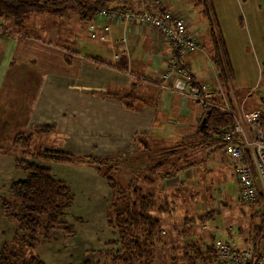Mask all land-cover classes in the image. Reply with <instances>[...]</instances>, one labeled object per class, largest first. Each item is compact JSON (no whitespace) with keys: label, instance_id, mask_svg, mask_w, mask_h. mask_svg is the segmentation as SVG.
I'll use <instances>...</instances> for the list:
<instances>
[{"label":"crops","instance_id":"crops-1","mask_svg":"<svg viewBox=\"0 0 264 264\" xmlns=\"http://www.w3.org/2000/svg\"><path fill=\"white\" fill-rule=\"evenodd\" d=\"M195 1L193 0V9H187L188 14L183 13L180 2V6L176 7L177 10L173 11L186 16L188 31L191 34L197 32L196 36L202 43V50L191 52L186 56L185 66L192 71L197 84L205 83L213 89H221L215 76L214 65L211 64L212 44L208 21L202 15L201 8L195 6ZM210 3L222 37L223 25L228 24V20L232 19L238 11H241L240 28H244L248 23L246 17L249 16L255 21L253 30L264 32V0H244L243 2L235 0L239 8L234 6L232 8L227 0H222L223 9L219 14L216 0H210ZM132 4V7L137 8V0ZM146 4V8L158 9L162 6L168 10L173 8L167 0L147 1ZM243 4L248 5V10H244ZM223 12L224 14L221 15ZM43 23L47 28L44 32L48 36L47 46L54 45V47L42 52L43 56L40 54L42 65L39 68L42 74L39 82H34L32 78L34 72L29 74L31 68L26 65L22 66L24 78L15 77V65L10 61L19 51L25 56L27 52H30L23 43V39H27L26 25L20 34L0 33V50L6 47L4 49L6 53H3L2 59L0 56V111L8 112L9 115L6 117H10V120L29 119L26 121L31 124L29 128L35 125H53L54 129L48 135L57 133L62 140H57L55 148L52 149L65 151L75 156H115L122 159L121 148L128 143H135L134 138L143 135L148 143L147 147L135 146L136 152H145L148 158L146 160L150 162L146 166L147 169L152 162L156 164L163 154L169 158L174 149L183 150L193 164L179 171L174 177L163 180L157 177L155 171L148 169L146 174H150L153 179L154 188L170 192L172 189H168L165 182H170L173 178L177 180L178 176L181 180L188 181L192 177L190 170L198 163L194 164V149L188 150L187 147H183V140L178 138L183 136L187 138L186 136L192 135L191 131L198 127L205 114V108L174 92L160 89L154 84L139 82L127 72L157 79L167 64L165 58L171 52L170 44L163 40L157 30L148 23L135 22L128 26V39H132L131 43L130 41L127 43L130 44L129 49L120 48L122 44L119 37L122 28H117L118 31H115V26H112L113 31L107 34L106 39L95 40L97 42L88 35L86 29L87 26L90 33L88 25H84L86 34H82L77 27L68 29V33L71 34L69 39L72 40L70 43L66 40L67 43L63 45L66 37L60 36L62 31L58 23L51 18L45 19ZM78 24L81 23L78 21ZM258 25L259 30L255 29ZM259 32L258 36L263 37ZM255 38L257 43L254 42L255 48L260 50V55L264 54V43L261 41L260 45L256 35ZM93 41L97 45L91 44ZM224 41L230 57L227 39ZM101 42L104 43L101 44ZM62 45H70L71 47L66 46V50L71 49L70 52L73 53L65 51ZM19 47L22 48L18 49ZM90 56L111 64L126 63L127 71L98 64ZM230 63L233 68L234 62L231 57ZM229 95L235 110L239 95L232 85V80L229 82ZM166 136L172 137L171 142L178 141L173 145L170 143L160 145L164 149L159 146L161 150H156V145L163 144L165 141L163 137ZM198 143L200 146L197 147L203 149L202 158L204 156L207 158L213 150H222L216 147V143L205 141L204 137ZM195 149L197 150L196 147ZM134 155L128 158H135ZM175 160V157L169 159V161ZM42 163L48 165L52 175L64 181L75 193L74 203L66 208L63 216L64 220L73 225L75 233L65 236L62 231L54 230L53 240L42 241L36 248L42 261L45 264H81L98 259L95 253H86L88 250L116 249L118 245L108 244L109 240L116 239V234L106 220V200L110 191L106 182L87 165L49 161H42ZM199 163L202 166L204 164ZM24 176V173H21L15 179ZM133 176L130 175L127 180ZM174 189L176 190V187ZM9 228H11L10 231L6 233L3 232L5 228L0 229V242L12 236L14 226H8Z\"/></svg>","mask_w":264,"mask_h":264},{"label":"trees","instance_id":"trees-1","mask_svg":"<svg viewBox=\"0 0 264 264\" xmlns=\"http://www.w3.org/2000/svg\"><path fill=\"white\" fill-rule=\"evenodd\" d=\"M134 1L0 0V18L10 22L14 27L21 28L24 26L28 14L47 12L59 17H76L81 24L89 25L94 21L99 9L108 7L110 9L136 10V6L132 7ZM147 1L155 2V0ZM147 1L145 0L144 3L145 8ZM210 5V0L195 1V6L201 8L202 15L208 21L212 60L215 65L216 77L221 85L220 90L232 106L229 82L234 77V71L224 38L217 28ZM146 9L159 15L166 8L162 6L158 9H154V7ZM92 60L98 64L127 70L126 63L110 64L99 58H92ZM204 108L203 117L206 118V121L202 124V119L200 120L197 132L202 133L205 141L212 144L216 143L217 148H222L219 141V130L222 126L231 125L232 117L216 107ZM53 129V125H35L28 130L16 133L12 138L11 148L16 150L14 153L18 156L14 160V165L22 169L25 176L12 180L7 196L0 199V221L6 223L5 226H14L12 236L0 242V264H45L36 250L40 242L52 241L54 230L62 231L65 236H71L75 233L73 225L63 218L66 208L72 202V191L64 181L56 179L52 175L50 167L42 161L90 166L98 176L105 180L110 189L111 196L105 212L107 224L116 234V239L109 240L108 244L118 246L116 249L111 248L108 251L95 250L98 259L85 261L81 264H154L157 247L164 230L160 217L153 212L167 213L172 207L170 201L159 198L150 174H146L144 177H142L143 175H134L126 185H121L114 175L122 160L118 157L75 156L65 151L48 148L37 151L31 150V142L35 134H48ZM134 142L138 147L139 145L146 147L148 145L143 135L135 137ZM193 149L195 150V146L192 147ZM7 152H10V149L0 146L1 154ZM171 154L168 156L169 158L163 154L156 164L152 162L151 166L148 167L150 171L157 173L156 175L160 180L174 177L179 171L193 165L188 159V154L183 150L174 149ZM170 157H175L176 160L169 161ZM172 180L176 179L173 178ZM178 182L184 185L186 180L177 178L175 184ZM172 183L174 184V182H165L167 187H170L168 185ZM255 203L260 204L262 210L253 212L251 219L258 217L259 221L253 223L241 246H254L258 240L264 238V202L262 196H259ZM223 205L225 204L223 203ZM219 213L218 208L212 207L201 213L197 212L196 219L201 223H210ZM3 232L6 233L5 229ZM216 238L217 234L209 232L208 243L199 240L186 242L182 249L183 256L189 260L190 264H209Z\"/></svg>","mask_w":264,"mask_h":264},{"label":"rangeland","instance_id":"rangeland-1","mask_svg":"<svg viewBox=\"0 0 264 264\" xmlns=\"http://www.w3.org/2000/svg\"><path fill=\"white\" fill-rule=\"evenodd\" d=\"M227 1L232 8L233 6L234 8L238 7L237 4L235 3V0H227ZM237 1L243 2L244 0H237ZM179 2L183 7L184 14L189 13L186 12L187 9L190 10L193 9V0H167L168 4L173 5V8H170V10L172 11L177 10L176 7L180 6ZM163 3L166 4V2ZM247 4L246 5L243 4V6L245 7L244 8L245 11L248 10ZM216 7L219 14L220 10L223 9L222 0H216ZM223 14L224 12L221 13V15ZM240 15H241V11L240 12L238 11L237 14H234L232 19L229 20L227 19L229 23L223 25V31H222V34L224 33L223 37L225 35L226 38L224 37V39L225 40L227 39L228 46L230 47V55H231L230 57L234 62V67H233L234 77L232 79V85L234 86V89L237 91V94L239 95L237 97L238 105H243L248 110L256 107L264 108V54L261 53L260 55L259 54L260 50L258 48H255L254 46V42L256 43L255 35L257 36V41L260 45H261V41L264 43V32L258 31L263 35V37L258 36V32L253 30V25L255 24V21L252 18H249V16L246 17L248 23L244 26V28H240L239 27V22L241 17ZM184 17L186 16L184 15ZM48 18H51L52 20H55L58 23L60 27V31H62L60 36L64 35L63 38L66 37L65 42L62 43L63 45L67 43V41L68 43H70V41L72 40L71 38L69 39L71 34L68 33L69 32L68 29H73L77 27L80 28V32L82 34L83 33L86 34L84 25L78 24L76 17H71V18H68L66 16L59 17V16L50 15L47 12H42V13L32 12L26 16L24 26L21 28L14 27L10 22H7L6 20L3 19L4 22L2 23V25H0V33L5 35L20 34L21 30L24 31V27L26 25L25 33L27 34V39L24 38L23 43L27 47L26 49H30V52H27L25 56L23 52L19 51L15 54L13 58H11L10 60L11 63H14L15 65L14 67L15 77L24 78L23 76L24 71L22 69L24 67L22 66L26 65L27 67L31 68V72H29V74H32L34 72V76L32 77L34 79V82H39L41 80L40 78L42 72L39 66L42 65V63L40 62L42 52H44L45 50H49V48L54 47V45L50 47L47 46L48 36H46V34L44 33L47 28L44 27L43 21L45 19L47 20ZM110 21L112 22L109 24L108 30L104 32L103 38L99 37V25L97 26L98 29L96 28L97 29L96 37H91V33H89V29L86 26L90 38H94V41L95 40L100 41L102 39H106L107 34L113 31L112 26H115V31H118L117 28H122L121 36L119 37V41L122 44L120 48L129 49L130 44L128 45L127 43L128 41H130L131 43L132 39L130 38L128 39V29H129L128 26H131V24H135V22L131 21L126 27H124V24L115 18H112ZM255 29L259 30V25L256 26ZM157 32L162 36L160 29H157ZM193 35H195L196 37L197 32L194 33ZM162 38L163 40H166L165 35L164 37L162 36ZM94 41L91 44L97 45L96 43H94ZM103 43L104 42H101V44ZM11 44H13V42ZM63 45L62 47L65 49V51H68V53L70 54L73 53L70 52L71 49L66 50L67 48L66 46L71 47L70 45H66V46ZM5 48H1L2 50H0L1 59L3 53L5 52L4 51ZM21 48L22 47H19L18 49ZM76 50H78V48ZM169 54H167L168 56L166 55L167 57L165 56L167 64L157 79L154 78L152 79L150 77H144L142 75L133 73L135 76H139V78L138 77H134V78L139 82L140 81L148 82L150 84L156 85L160 89L174 92L183 98L191 100L196 105L204 107L203 105L194 101L193 98L187 95H181L178 92H176L171 87L172 86L170 84L171 81L166 80L162 82V75L164 71H166V68H168ZM90 58H96V57L90 56ZM211 61H212L211 64L214 65V61L213 60ZM214 72H215V76H217L216 71ZM166 84L168 85V87H163V85L166 86ZM218 89L221 92L220 88ZM218 97L219 95L216 94V99H218ZM6 115L8 116L9 113L8 112L3 113L0 111V146L10 149V152L2 153V154L0 153V199L1 197L7 196V191L11 181L16 177L20 176L21 173H24L22 169H19L14 165V160L18 156L14 153L16 150H13L11 148L12 138L16 133L27 130L31 125L29 122H26L29 119L10 120V117H6ZM196 130L197 128L191 131L193 132L192 135L186 136L187 138H185V136L178 138V140L180 139L183 140L182 142L183 147H187L188 150H192L193 146L195 147L200 146V143L198 142L201 141L203 137L202 134L200 132H197ZM163 138H165V141H163V144L158 143L155 147L156 150H159L161 148L160 145H164L168 143L173 145L176 144V141H178L176 140L171 142L172 137L170 136H166ZM57 140H62V137H60V135L57 133H52L49 135L35 134L32 138L31 150L37 151L39 149H44V148H51V149L55 148L56 142H58ZM185 144H187V146H185ZM135 145H136L135 143L131 142L128 143L126 146L122 147L120 150V155L121 157L123 156V158L120 164L117 166L118 169L114 173V175H115V179L121 185L127 184L128 182L127 178L130 175H137V174L144 175L148 172L146 166H148L150 162H147L148 160L146 159L148 158H146L147 156L144 151L136 152ZM159 146L160 148H158ZM161 149H164V147ZM202 150L203 149H199L197 147V150L195 149L193 152L194 164L198 163L200 165L199 162H201V164L203 163L204 164L203 166L202 165L199 166L197 164L196 167L194 166L190 170L192 177L188 179V182L186 181L187 183L186 182L184 183L183 185L185 187L184 193H183L182 184L180 185L179 182L175 184L176 180L173 181L170 180V182L171 181L174 182V184L172 183L170 187H167L168 189H172V191L170 192H168V190L165 191V189L163 191L159 189H155L159 198H164L170 201V205L172 209L167 213L159 214L157 212H153L154 214L160 217L163 226L162 228L164 230L162 233L161 241L157 247L154 264H190L189 260L188 259L186 260L185 257L183 256L184 255V252L182 250L183 246L185 245L186 242L189 241L194 242L197 240L208 243L209 232H213L215 233V235L217 234V237L220 236L225 237L231 234L233 240L238 245H243V240L247 235V232L250 230L253 223L259 221L258 217L252 220L251 215L255 211H261L262 206L258 203H243L239 201V199L237 198V182L235 180L234 167L231 160L225 154V152L219 149L213 150L211 154L208 155L207 158L205 156L202 158V154H201ZM135 152L137 153L136 156L134 155ZM150 153L153 154V152ZM132 154L135 156V158L129 159L128 157L130 155L132 156ZM178 178L181 177L178 176ZM174 187H178V188L175 190ZM71 191L73 195L71 202L72 204L74 203L75 193L73 192L72 189ZM110 196H111V192L109 191L106 200L107 204L110 199ZM223 203L225 205H223ZM212 207L218 208L220 212L219 215H217L212 222L201 223L196 219L197 212L201 213L202 211L211 209ZM185 218L187 219L189 218V219L187 220ZM5 225L7 224L3 223V221L2 222L0 221V229L5 228L6 229L5 231H10L11 228L8 229V226ZM90 252L95 253V250L93 251L88 250L86 253H90Z\"/></svg>","mask_w":264,"mask_h":264},{"label":"built area","instance_id":"built-area-1","mask_svg":"<svg viewBox=\"0 0 264 264\" xmlns=\"http://www.w3.org/2000/svg\"><path fill=\"white\" fill-rule=\"evenodd\" d=\"M144 3L145 0H138L136 10L108 7L99 9L94 21L88 25L91 37L97 36L96 28L99 25V37L103 38L112 18L122 22L124 27L132 21L148 23L156 30L160 29L172 49L162 82L172 79L171 87L179 94L193 98L204 107H216L231 115L233 122L220 128L219 141L222 151L234 167L237 198L243 203H255L258 197L262 196L264 202V108L248 110L243 105H237L234 110L222 92L217 91L218 88H209L205 83L197 84L192 71L186 68L185 63L189 53L202 50L199 37L188 31L183 15L168 9L158 15L147 10ZM2 23L0 18V25ZM127 72L139 78L132 72ZM216 94L219 95L218 99ZM213 249L209 264H264V238L258 240L254 246H241L233 240L231 234L220 236L214 240Z\"/></svg>","mask_w":264,"mask_h":264},{"label":"water","instance_id":"water-1","mask_svg":"<svg viewBox=\"0 0 264 264\" xmlns=\"http://www.w3.org/2000/svg\"><path fill=\"white\" fill-rule=\"evenodd\" d=\"M205 121H206V118H205V117H203V118H202V124H204V123H205Z\"/></svg>","mask_w":264,"mask_h":264}]
</instances>
